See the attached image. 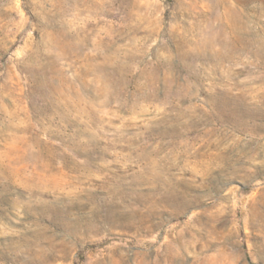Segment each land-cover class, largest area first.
<instances>
[{
  "label": "rangeland",
  "instance_id": "obj_1",
  "mask_svg": "<svg viewBox=\"0 0 264 264\" xmlns=\"http://www.w3.org/2000/svg\"><path fill=\"white\" fill-rule=\"evenodd\" d=\"M0 264H264V0H0Z\"/></svg>",
  "mask_w": 264,
  "mask_h": 264
}]
</instances>
